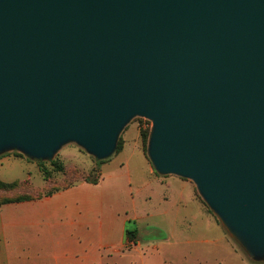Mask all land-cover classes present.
Instances as JSON below:
<instances>
[{"label": "water", "instance_id": "water-1", "mask_svg": "<svg viewBox=\"0 0 264 264\" xmlns=\"http://www.w3.org/2000/svg\"><path fill=\"white\" fill-rule=\"evenodd\" d=\"M135 116L154 169L264 251V0H0V152L104 159Z\"/></svg>", "mask_w": 264, "mask_h": 264}, {"label": "crops", "instance_id": "crops-1", "mask_svg": "<svg viewBox=\"0 0 264 264\" xmlns=\"http://www.w3.org/2000/svg\"><path fill=\"white\" fill-rule=\"evenodd\" d=\"M127 149L131 148L124 136L117 154H126ZM135 165L141 173H136ZM156 172L143 148H133L119 161L118 157L104 161L97 183L82 180L53 194L0 206V264H133L131 251L161 232L158 224L148 221L152 214L140 212L135 202L136 195L147 199L158 195L165 181ZM169 178L166 184L180 180L182 188L190 186L202 202L191 179L176 174ZM202 203V214L210 224ZM129 224L139 230V245L126 251L129 241H134L128 238Z\"/></svg>", "mask_w": 264, "mask_h": 264}, {"label": "rangeland", "instance_id": "rangeland-1", "mask_svg": "<svg viewBox=\"0 0 264 264\" xmlns=\"http://www.w3.org/2000/svg\"><path fill=\"white\" fill-rule=\"evenodd\" d=\"M149 131L148 139L143 144L142 131ZM152 122L142 116L133 117L120 131L117 147L107 158H97L77 142L62 145L52 157L34 158L18 148H9L0 152V176L27 181V185L18 192H27L31 197L75 184L86 177L100 176L101 160L107 161L118 157V161L129 153V150L144 148L148 159ZM128 138L127 152L118 155V146ZM116 153V154H114ZM22 159V160H21ZM54 162L63 165L62 170L55 168ZM39 163H44L50 170V177H45ZM152 163V162H151ZM153 165V164H152ZM134 170L139 173L137 166ZM165 181L158 195L147 199L143 194L136 195V204L140 212L149 211L150 222L158 224L159 235L143 241L142 248L131 251L139 244L125 248L131 251L130 263L133 264H264V251L250 244L241 242L223 224V218L208 204L197 189L204 209L209 212L210 224L206 220L201 203L191 193V187L182 188L180 180L172 183L170 174H158ZM141 177V175H140ZM1 180H3L0 177ZM141 179V178H140ZM5 181V180H4ZM145 181V178H144ZM12 182V181H7ZM135 188L137 187L134 183ZM196 185V184H195ZM197 187V186H196ZM147 188L145 193H147ZM183 190V191H182ZM12 193V192H11ZM215 218L219 224L215 223ZM129 244V243H128ZM159 244L158 250L152 246ZM264 250V249H263ZM156 257V260H153ZM149 259L150 262H149Z\"/></svg>", "mask_w": 264, "mask_h": 264}, {"label": "trees", "instance_id": "trees-1", "mask_svg": "<svg viewBox=\"0 0 264 264\" xmlns=\"http://www.w3.org/2000/svg\"><path fill=\"white\" fill-rule=\"evenodd\" d=\"M148 134H149V131H146V130L141 132V135L143 138V144H145L147 142ZM123 146H124V140L118 146V152L123 148ZM143 150L145 152L144 148H143ZM145 154H146V152H145ZM101 162H104V161L101 160ZM53 164H55V168H57L58 170L63 169V165L61 163L54 162ZM39 165H40V170L43 172V175L46 178L50 177L51 173H50V170L48 169V167L44 163H39ZM156 173L159 174L158 172H156ZM84 180L91 182V183H97L99 180V175H97L95 177H86ZM26 183H28V182L24 181V180L7 182V181L0 179V206L4 205L6 203H11V202H19V201H24V200L40 198L44 195L53 194L56 191H59L61 189H64V188H67L69 186L74 185V184L67 185V186L59 188L57 190H53L51 192L45 193L43 195H40L37 197H31V196H29V194L27 192H24V193L18 192V190L20 188H23L27 185ZM129 223H131V221ZM127 234H128L129 240H137L138 235H139V230L135 227H131L129 224V226L127 227Z\"/></svg>", "mask_w": 264, "mask_h": 264}, {"label": "built area", "instance_id": "built-area-1", "mask_svg": "<svg viewBox=\"0 0 264 264\" xmlns=\"http://www.w3.org/2000/svg\"><path fill=\"white\" fill-rule=\"evenodd\" d=\"M131 244L136 245V244H138V242H137V240L129 241V245H131Z\"/></svg>", "mask_w": 264, "mask_h": 264}]
</instances>
